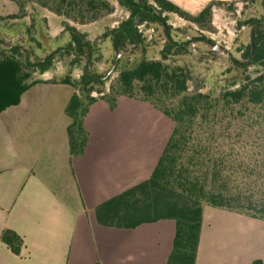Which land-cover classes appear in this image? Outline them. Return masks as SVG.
Here are the masks:
<instances>
[{
  "label": "trees",
  "instance_id": "1",
  "mask_svg": "<svg viewBox=\"0 0 264 264\" xmlns=\"http://www.w3.org/2000/svg\"><path fill=\"white\" fill-rule=\"evenodd\" d=\"M6 1L16 7L9 17L12 19L25 17L29 4L63 18L64 29L72 33L63 52L72 56V66L88 60L77 81L69 77L59 81L75 89L64 108L69 119L66 135L70 160L84 153L89 137L84 119L97 101L114 110L117 99L127 97L148 104L172 123L149 177L95 207L99 226L134 229L172 220L174 236L165 264H195L205 207L264 221V24L249 21L254 26L251 41L240 49L242 58L261 70L253 78L245 77L235 89L218 93H202L198 87L190 90L191 72L182 61L190 42L182 44L165 34L158 60L141 59L134 67L119 70L106 91L108 79L103 80L92 69L94 44L68 22L84 25L111 14L114 8L107 0ZM116 1L128 17L103 37L111 40L113 51L122 53L143 50L144 41L137 27L166 26L164 13L176 14L208 30L212 9L227 4L210 1L192 15L168 0ZM18 55L21 52L17 48L0 53V113L19 103L30 85L27 81L32 71L44 73L52 61L47 58L32 66L19 60ZM0 241L14 255L20 254L23 240L14 231L3 230ZM250 264L264 262L256 259Z\"/></svg>",
  "mask_w": 264,
  "mask_h": 264
},
{
  "label": "crops",
  "instance_id": "2",
  "mask_svg": "<svg viewBox=\"0 0 264 264\" xmlns=\"http://www.w3.org/2000/svg\"><path fill=\"white\" fill-rule=\"evenodd\" d=\"M168 1L195 14L210 1L242 0ZM44 10L45 18L56 16ZM62 22L51 38L62 33ZM107 44L111 49V40ZM28 83L19 103L0 113V235L9 229L23 240L19 255L0 241V264H165L174 221L116 229L99 226L94 216L97 205L153 170L158 150L109 123L122 107L150 106L127 97H119L114 110L95 102L84 119V153L70 160L64 108L75 90L52 77ZM256 259L264 262V221L205 207L195 264Z\"/></svg>",
  "mask_w": 264,
  "mask_h": 264
},
{
  "label": "rangeland",
  "instance_id": "3",
  "mask_svg": "<svg viewBox=\"0 0 264 264\" xmlns=\"http://www.w3.org/2000/svg\"><path fill=\"white\" fill-rule=\"evenodd\" d=\"M107 1L114 10L112 14L98 19L96 23H87L90 25L84 27L81 24L68 22L94 44L92 69L102 75L103 80L108 79L104 84L106 91L119 70L134 67L141 59L158 60L160 50L164 45L165 34L182 44L190 42L187 51L182 56V61L191 72L192 80L188 82L190 90L198 87L202 93L211 91L218 93L224 89H235L245 77L253 78L261 70L260 67L250 65L248 60H244L240 49H244L251 41L254 26H251L249 21L255 19L264 24V0H242L215 6L212 9L211 24L208 30L200 29L176 14L164 13L162 17H165L166 26L143 24L137 27L144 41L143 50L136 49L125 53L109 49L108 38H104L103 34L125 20L128 12L120 7L116 0ZM16 11L13 3L0 0V53H6V50L10 48H17L21 52V55L17 56L19 60L32 66L38 65L47 58H52L47 74L35 69L27 82L35 78L42 79V77H52L59 81L69 77L71 81H77L88 60L85 59L78 65L72 66V56L63 52L71 42L72 33L65 30L61 24L62 33L56 38L50 36L57 31L63 18L50 15V21L44 17L47 15L46 11L36 4L27 6L25 17L9 18ZM190 14L196 15L197 13ZM200 41L218 44L230 56L211 53ZM132 46L136 45L132 44ZM182 61L177 63L181 64ZM92 96L97 95L93 93ZM39 98H41L40 95ZM120 114V117L116 116L109 123H117L118 132L121 134L141 135L145 140L144 145L151 144L153 149L155 147L158 150V158L171 132V121L148 106L122 107ZM141 180L144 181L146 178Z\"/></svg>",
  "mask_w": 264,
  "mask_h": 264
},
{
  "label": "water",
  "instance_id": "4",
  "mask_svg": "<svg viewBox=\"0 0 264 264\" xmlns=\"http://www.w3.org/2000/svg\"><path fill=\"white\" fill-rule=\"evenodd\" d=\"M200 43L202 45H204L206 48H208L209 50L211 51H214L220 55H223L225 57H229V53L223 49L222 47H220L218 44H211V43H208V42H205V41H200Z\"/></svg>",
  "mask_w": 264,
  "mask_h": 264
},
{
  "label": "built area",
  "instance_id": "5",
  "mask_svg": "<svg viewBox=\"0 0 264 264\" xmlns=\"http://www.w3.org/2000/svg\"><path fill=\"white\" fill-rule=\"evenodd\" d=\"M143 25V24H142ZM139 26H141V25H139Z\"/></svg>",
  "mask_w": 264,
  "mask_h": 264
}]
</instances>
